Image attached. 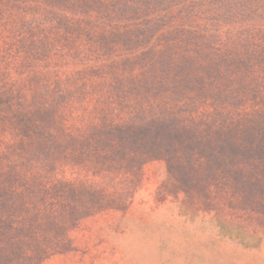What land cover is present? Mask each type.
<instances>
[{
	"label": "trees",
	"instance_id": "1",
	"mask_svg": "<svg viewBox=\"0 0 264 264\" xmlns=\"http://www.w3.org/2000/svg\"><path fill=\"white\" fill-rule=\"evenodd\" d=\"M107 2V12L100 9L98 15H93L96 9L75 11L74 6L69 16L65 11L68 7L62 9L60 3L57 7V0H0V24L5 16L10 18L6 27L0 28V37L6 45L0 47V57L4 54L0 62V136H3L0 138V264H41L68 249L66 235L79 219L98 212L106 202L112 206L115 200L124 198V188L129 183L139 185L143 163L158 158L168 162L165 186L184 195L185 212L197 211V199L203 196L206 210L215 212L222 231L248 247L257 246L264 235V118L217 124L202 115L190 119L177 115L178 119L164 118L166 112L162 109L157 116L149 107L135 104L136 87L130 90L134 91L132 99H126L127 91L119 87L116 108L107 102L104 94L82 97L70 109V113L75 108L79 110L76 117L79 121L72 119L65 125L62 120L66 108L40 100L46 89L45 84L38 85L45 79L44 75L39 77L42 74L39 61L46 46L55 45L60 39L70 41V36L73 38L84 30L89 17L97 22L94 27L104 62L118 58L119 52L101 48L107 50L119 41L131 50L149 53L151 29L146 24L137 25L138 18L126 34L125 27L114 21L111 14L133 15L127 13L121 0ZM143 10L140 5L131 13L139 17ZM140 19L143 21V17ZM79 48L70 50L76 55L81 53L82 44ZM91 49L98 56L96 49ZM258 50H248L242 57L232 56L233 70L264 71V48ZM196 52L201 53L200 49ZM220 55L226 56L225 53L211 56ZM98 70L91 69L84 75L78 72L79 82L74 88L101 80L113 87L127 77L115 78ZM28 97L36 107L27 104ZM84 100L100 103L89 109L82 107ZM108 113L114 115L113 119H107ZM93 115L98 117L97 123L88 120ZM62 133L70 139L81 136L89 146L92 143V149L81 146V154L92 152L103 157L102 170L98 169V159L91 178L100 174L101 179L107 177L113 182L104 195L89 177L87 167H82L77 177L69 169L63 170L62 175L53 171L54 165L44 149ZM103 139L113 142L103 148L99 145ZM8 150L14 151V158H9ZM23 150H27L26 155L21 153ZM112 150L120 156L114 155L118 158L110 161ZM27 154H33L34 159L31 168L26 169L32 173L30 184L25 183L21 172L25 161L31 159ZM38 156L42 157L38 159ZM222 213L232 215L227 226Z\"/></svg>",
	"mask_w": 264,
	"mask_h": 264
},
{
	"label": "rangeland",
	"instance_id": "2",
	"mask_svg": "<svg viewBox=\"0 0 264 264\" xmlns=\"http://www.w3.org/2000/svg\"><path fill=\"white\" fill-rule=\"evenodd\" d=\"M77 1L57 0V7L58 3L62 9L68 7L65 11L69 16L74 6L75 11L96 9L93 15H98L100 9L107 12L108 0H101L102 3L99 0L95 3ZM121 3L133 17L113 12L114 21L125 27L127 34L139 18L137 25L146 24L153 32L149 49L155 52L131 50L119 41L107 50L101 48L102 51L119 52L118 58L104 62L94 27L97 22L90 17L84 30L78 31L73 38L70 36V41L60 39L55 45L46 46L39 61L42 72L39 77L44 75L45 79L38 85L45 84L46 89L40 100L46 104L55 103L61 109L65 107L62 120L65 125L72 119L76 123L79 121L76 118L79 110L75 108L70 113V109L75 103L78 105L82 97L104 94L107 102L116 108L119 87L127 91L126 99L134 97V91L130 90L136 87L135 104L149 107L157 116L162 109L166 112L164 118L203 116L215 124L263 120L264 71H234L232 56L242 57L248 50L264 48V0H121ZM140 5L144 14L136 17V13L131 12ZM9 19L4 17L1 29ZM81 44V53L75 55L70 49H80ZM88 44L91 47L87 48ZM0 47L6 48L1 37ZM91 48L96 49L98 56ZM215 53L226 56H211ZM91 69H99L115 78L127 77L119 80L121 82L115 81L113 87L112 84L104 85L101 80L74 88L79 82L78 72L84 75ZM68 77L74 79L67 81ZM103 100L101 97L100 101ZM98 102L84 100L81 105L90 109ZM30 103L34 106L28 97L27 104ZM107 106L110 105L107 103ZM59 113L62 115V111ZM91 117L88 120L97 123L98 117ZM113 117L108 113L107 119ZM85 141L81 136L70 139L62 133L53 144L47 143L44 151L54 165L53 171L62 175L63 170L69 169V173L77 177L82 167H87L91 178L98 159V169L102 170V156L92 152L81 154V146L93 148L92 143L89 146ZM111 142L113 140L103 139L99 145L108 148ZM26 151L21 153L26 155ZM7 153H10L9 158L15 157L14 151ZM116 153L112 150L108 160L117 159ZM27 155L31 159L28 163L25 161L21 172L25 183L30 184L32 173L27 170L34 159L33 154ZM168 174V162L163 158L143 163L137 187L129 183V187L124 188V198L115 200L112 206L111 202H106L98 212L79 219L66 235L68 249L48 257L41 264H264V235L253 247L228 236L220 228L215 212L206 210L203 196L197 199V211L185 212L182 208L184 195L165 186ZM91 180L97 183L102 195L113 185L107 177L101 179L100 174ZM222 218L226 226L232 222L230 214L222 213Z\"/></svg>",
	"mask_w": 264,
	"mask_h": 264
}]
</instances>
